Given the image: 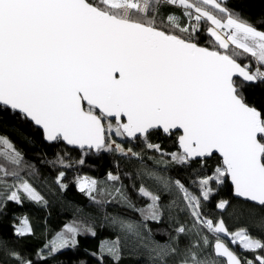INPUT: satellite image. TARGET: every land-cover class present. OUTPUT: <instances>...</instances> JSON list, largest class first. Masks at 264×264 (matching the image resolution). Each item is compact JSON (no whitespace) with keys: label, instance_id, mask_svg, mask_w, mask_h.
Wrapping results in <instances>:
<instances>
[{"label":"snow or ice","instance_id":"obj_1","mask_svg":"<svg viewBox=\"0 0 264 264\" xmlns=\"http://www.w3.org/2000/svg\"><path fill=\"white\" fill-rule=\"evenodd\" d=\"M165 6L180 15L162 13ZM201 33L211 47L200 46ZM245 56L254 70L238 62ZM258 84H264V31L225 0H0V109L38 127L48 142L141 162L136 172L141 183L133 191L145 200L143 207L111 172L106 177L111 191L90 177H78L76 187L93 203H102L97 196L106 194L103 203H120L138 214L139 221L112 216L111 223L147 251L150 264H264V238L245 228L230 232L222 219L202 210V201L213 195L211 185L229 179L235 197L264 207V105L257 107L246 91ZM112 133L141 140L165 166L199 159L203 167L216 154L220 159L211 174L194 182L197 196L179 179L148 168L140 153L125 149ZM156 134H175L178 150L166 152L152 143L149 137ZM22 171L21 153L0 135V213L8 202L22 205L25 199L47 206ZM64 176L61 171L55 178L61 191L67 188ZM164 195L170 197L167 203ZM228 205L221 200L216 208ZM165 216L170 231L160 243L149 222L159 225ZM85 233L95 236L90 226L67 224L36 255L43 261L76 248ZM13 234H34L27 217L13 225ZM222 236L252 258H242ZM0 252L13 264H33L2 240ZM104 254L119 264L120 240L102 244Z\"/></svg>","mask_w":264,"mask_h":264},{"label":"trees","instance_id":"obj_2","mask_svg":"<svg viewBox=\"0 0 264 264\" xmlns=\"http://www.w3.org/2000/svg\"><path fill=\"white\" fill-rule=\"evenodd\" d=\"M225 6L231 11L240 14L241 18L248 21L258 30L264 31V0H225ZM164 14L175 13L180 15V10L172 7H162ZM205 33H201L198 43L200 46L211 47ZM241 64L249 63L253 70L255 64L251 57L245 56L239 59ZM250 93V100L257 107L264 105V84H258L246 89ZM0 111H3L0 109ZM0 135L7 137L15 149L23 157V171L21 175L27 179L32 186L48 202L47 206L38 205L25 199L22 205L8 202L4 211L0 213V240L4 241L8 249L15 250L19 255L31 260L33 264H114L111 256L104 254L101 257V245L104 241L120 240L122 258L119 264H150L147 251L138 248L130 239H126L118 226L111 223L112 216H119L124 219L139 221L136 212L122 206L120 203H103L107 195H98L97 199L102 203H93L84 193L77 190L76 180L78 177H90L101 182L99 187L111 191L110 183L106 177L109 172L120 176V183L123 184L129 197L137 207L145 206V200L138 198L134 185L141 183L136 177L141 162L135 158L120 156L112 152L94 153L92 151L82 152L67 149L61 142L46 144L40 130L31 123L20 120L10 111H3L0 117ZM113 139L120 143L125 149L132 148L133 151L141 154L143 164L163 176L179 179L195 195H199L197 181L203 175L211 174L219 158L212 157L203 167L200 161H193L188 165L167 166L157 163L161 158L158 153L148 150L141 140L129 141L125 138L116 137ZM152 143L160 144L166 152L177 151L176 135L163 136L162 134L151 135ZM151 157V159L149 158ZM83 158L84 163L79 160ZM63 160L64 165L59 163ZM165 160L170 158L165 157ZM63 171L65 176L63 183L67 185L66 190L61 191L55 184V178ZM31 173V174H30ZM12 178H8L11 183ZM144 183L152 188V181L144 178ZM119 186V185H117ZM214 188L213 195L208 201H202L203 214L213 220L222 219L230 232L245 228L255 236L264 238V227H261V217H264V207H257L233 198L231 186L228 180L222 185H211ZM170 197L164 195L162 200L167 203ZM221 200L229 202L228 207L221 211L216 204ZM27 217L33 228L34 234L24 238H17L13 234V225L19 223V219ZM181 222L185 221V214L180 213ZM79 224L90 226L95 236L79 235L76 248L64 249L46 260L37 257V251L43 249L45 243L62 231L67 224ZM153 230L154 239L165 243L168 239L165 234L170 231L165 221L159 225L149 222ZM214 243V238L209 235ZM225 242V239L221 237ZM185 243L181 239V245ZM226 243V242H225ZM232 250L239 253L241 257L252 258V253H242L238 245L226 243ZM208 251H211L210 249ZM47 256V250L44 249ZM0 264H13V261L0 252Z\"/></svg>","mask_w":264,"mask_h":264},{"label":"water","instance_id":"obj_3","mask_svg":"<svg viewBox=\"0 0 264 264\" xmlns=\"http://www.w3.org/2000/svg\"><path fill=\"white\" fill-rule=\"evenodd\" d=\"M237 79H239V78H237ZM10 111V110H9ZM113 122H115V121H113ZM30 123V122H29ZM33 125V124H32ZM36 129H38V130H40L38 127H36L35 125H33ZM41 131V133H42V136H43V132H42V130H40ZM163 136H165V135H163ZM168 137V136H167ZM43 141L46 143V144H54V143H56V142H61L67 149H71V150H77V151H81L80 149H78V148H75V147H73V146H70V145H67V144H65L63 141H56V142H48V141H46V140H44V138H43ZM132 141H134V140H132ZM177 148H178V146H177ZM92 152H94V151H92ZM95 153V152H94ZM213 157H218L219 158V155L218 154H216V155H214ZM220 159V158H219ZM194 161H199V159H197V160H194ZM193 162V161H192ZM228 183H229V185L231 186V181H230V179L228 180ZM231 190H232V186H231ZM232 196H233V198L234 199H236V200H240V201H243V202H246V203H248V204H253V205H255L253 202H249V201H245V200H243L242 198H238V197H235L234 196V194H233V191H232ZM255 206H257V207H260V206H258V205H255Z\"/></svg>","mask_w":264,"mask_h":264},{"label":"rangeland","instance_id":"obj_4","mask_svg":"<svg viewBox=\"0 0 264 264\" xmlns=\"http://www.w3.org/2000/svg\"><path fill=\"white\" fill-rule=\"evenodd\" d=\"M105 123H107V122H105ZM114 123H115V122H113V124H114ZM112 134H113V133H112ZM112 134H111V135H112ZM131 142H132V141H131ZM62 230H63V229H62ZM81 235H88V236H91L90 234H86V233H85V234H81ZM222 238L225 239V242H226V243L231 244V242L229 241V239H228L227 237H223V236H222ZM105 243H110V242H109V241H104V242H102V244H105Z\"/></svg>","mask_w":264,"mask_h":264}]
</instances>
